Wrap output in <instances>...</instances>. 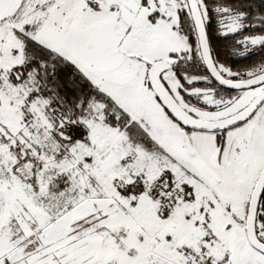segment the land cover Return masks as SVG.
<instances>
[{"label":"snow or ice","instance_id":"snow-or-ice-1","mask_svg":"<svg viewBox=\"0 0 264 264\" xmlns=\"http://www.w3.org/2000/svg\"><path fill=\"white\" fill-rule=\"evenodd\" d=\"M0 264H264V0H0Z\"/></svg>","mask_w":264,"mask_h":264}]
</instances>
